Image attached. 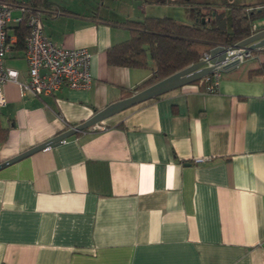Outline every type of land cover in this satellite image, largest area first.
Instances as JSON below:
<instances>
[{"label": "crops", "instance_id": "crops-1", "mask_svg": "<svg viewBox=\"0 0 264 264\" xmlns=\"http://www.w3.org/2000/svg\"><path fill=\"white\" fill-rule=\"evenodd\" d=\"M157 1L47 0L44 33L87 49L90 85L23 97L6 82L0 162L137 92L151 70L109 66L105 52ZM11 33L5 67L24 81ZM261 66L264 48L222 70L215 92L184 85L2 169L0 264H264V74L249 76Z\"/></svg>", "mask_w": 264, "mask_h": 264}, {"label": "trees", "instance_id": "trees-1", "mask_svg": "<svg viewBox=\"0 0 264 264\" xmlns=\"http://www.w3.org/2000/svg\"><path fill=\"white\" fill-rule=\"evenodd\" d=\"M6 2V1H5ZM158 0L157 3H164ZM9 4L12 9L23 8L21 20L8 26L16 41L14 51H23L28 35L27 17L40 15L48 8L47 0H29ZM191 4V3H190ZM192 24H182L170 17L146 16L141 20H127L123 25L129 30L127 41L108 48L105 52L109 66L149 69L151 76L134 91L144 88L200 61L203 53L216 46H232L250 36L254 21L264 16V8L248 10V6H230L229 16L218 12L208 3L196 4ZM205 10V12L203 11ZM211 13H214L212 16ZM204 19L202 23L201 19ZM264 28L262 25L259 29ZM257 30V29H256ZM264 74V67L249 71V76ZM199 80V81H203ZM127 93V96H130ZM8 130L0 122V144L6 141Z\"/></svg>", "mask_w": 264, "mask_h": 264}, {"label": "built area", "instance_id": "built-area-1", "mask_svg": "<svg viewBox=\"0 0 264 264\" xmlns=\"http://www.w3.org/2000/svg\"><path fill=\"white\" fill-rule=\"evenodd\" d=\"M22 13L23 8L19 9ZM12 7L0 0V109L6 105L3 85L6 82H14L19 86L21 96H50L59 92L63 87L69 89H88L90 85L89 64L91 55L86 48L66 49L55 45L44 33L40 15L31 14L27 17L26 25L28 35L25 40L23 59L27 67V78L18 80L15 70L5 67L6 56L10 51V39L8 26L10 25ZM20 17L13 20L16 24ZM253 28V32H255ZM252 32V33H253ZM251 33V34H252ZM225 51L224 62L216 65L213 73L204 78L206 91L215 92L218 87L222 66L238 60L241 63L251 53L244 55L242 50L233 49L231 46H223ZM211 50V49H210ZM203 53L200 61L204 66H212L209 51ZM99 124L93 126L91 131L101 130ZM205 159H197L200 163Z\"/></svg>", "mask_w": 264, "mask_h": 264}, {"label": "water", "instance_id": "water-1", "mask_svg": "<svg viewBox=\"0 0 264 264\" xmlns=\"http://www.w3.org/2000/svg\"><path fill=\"white\" fill-rule=\"evenodd\" d=\"M214 13H212V16ZM264 20V16H261L256 21ZM202 23L204 19H201ZM264 22H260V25L254 26L255 32L250 34V36L246 37L242 41L232 45L230 47L233 49H240L244 55L248 53H252L254 51L260 50L264 48V28L259 29ZM257 29V30H256ZM225 51L226 49L223 46H216L209 51L210 62L212 66H204V61H199L196 64L188 66L183 70H180L171 76L164 78L143 90L137 91L131 96L122 99L120 101L109 104L103 110L94 114L87 121L69 128V130L47 140L37 146H34L8 160L0 162V171L38 151H41L48 147H54L62 143V141L68 139L71 136H74L78 133L84 132L93 126L102 123L104 120L112 117L113 115L120 113L132 106L145 102L147 100L159 97L160 95L182 87L184 85L191 84L193 82L204 79L205 77L211 75L216 67V65H220L224 62L225 59ZM239 64L238 60H235L231 63H226L222 66V70H228L236 67Z\"/></svg>", "mask_w": 264, "mask_h": 264}, {"label": "rangeland", "instance_id": "rangeland-1", "mask_svg": "<svg viewBox=\"0 0 264 264\" xmlns=\"http://www.w3.org/2000/svg\"><path fill=\"white\" fill-rule=\"evenodd\" d=\"M257 0H166L164 3L153 4L148 14L155 17H170L182 24H192L196 21L193 18L192 10L196 4L208 3L218 12H223L226 17L229 16V7L238 5H247ZM191 3V4H190ZM205 12V10H203ZM212 15V13H211ZM18 13L13 11L11 17L14 19ZM147 16V15H146ZM264 22V20H261ZM10 24H15L13 21Z\"/></svg>", "mask_w": 264, "mask_h": 264}]
</instances>
